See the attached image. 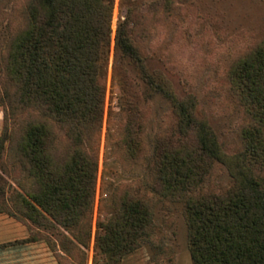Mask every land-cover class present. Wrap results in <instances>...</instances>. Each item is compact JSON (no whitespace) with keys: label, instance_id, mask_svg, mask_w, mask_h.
I'll return each instance as SVG.
<instances>
[{"label":"trees","instance_id":"16d2710c","mask_svg":"<svg viewBox=\"0 0 264 264\" xmlns=\"http://www.w3.org/2000/svg\"><path fill=\"white\" fill-rule=\"evenodd\" d=\"M114 2L25 0L22 24L10 38L5 64L15 129L6 157L34 182L36 206L26 205L34 212L41 208L64 226L88 218L95 195ZM136 25L129 14L115 38L114 74L126 99L119 144L129 159L137 161L142 152V114L141 97L128 75L132 70L151 92L173 101L183 140L193 135V147L184 141L157 142L152 183L157 194L185 199L193 263L264 264V190L252 172L264 161V40L231 69L232 92L246 119L245 150L227 158L208 125L194 118L195 98L174 97L163 74L146 73L134 45ZM24 114L26 122L21 125ZM4 153L1 137V171ZM213 160L227 166L233 185L220 194L192 196L206 176L205 165ZM6 185L0 173V214L13 216ZM151 223L147 204L125 192L117 214L98 225L96 253L106 264L119 263L139 248L138 239Z\"/></svg>","mask_w":264,"mask_h":264},{"label":"rangeland","instance_id":"374dc122","mask_svg":"<svg viewBox=\"0 0 264 264\" xmlns=\"http://www.w3.org/2000/svg\"><path fill=\"white\" fill-rule=\"evenodd\" d=\"M24 7L25 0H0V138L5 139L0 173L13 216L0 215L23 224L29 239L44 245L47 264H106L95 250L98 225L117 214L120 199L130 191L150 208L152 223L138 239L139 248L117 264H194L185 199L152 189L157 142L184 141L193 147V133L183 140L173 101L161 92H151L142 76L130 70V82L141 97L142 152L137 161L125 155L119 141L126 121L122 110L126 99L114 74L117 30L129 14L135 17L134 45L146 73L150 77L154 72L163 74L174 97H194V118L208 125L223 155L231 158L245 150L242 129L246 119L233 95L230 73L241 57L264 40V0H115L104 115L96 146L95 195L88 218L66 226L41 208L34 212L26 205H35L32 196L39 194L33 180L6 157L15 124L8 107L5 63L10 38L22 24ZM20 118L25 125L26 114ZM56 132L60 137L61 131L57 128ZM205 166L206 176L192 196L220 194L233 185L225 164L213 160ZM252 172L264 190V161Z\"/></svg>","mask_w":264,"mask_h":264},{"label":"crops","instance_id":"0c3cea01","mask_svg":"<svg viewBox=\"0 0 264 264\" xmlns=\"http://www.w3.org/2000/svg\"><path fill=\"white\" fill-rule=\"evenodd\" d=\"M26 231L23 224L0 215V264H47L44 245L30 240Z\"/></svg>","mask_w":264,"mask_h":264}]
</instances>
